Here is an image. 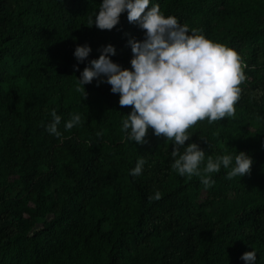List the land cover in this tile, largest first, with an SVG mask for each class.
<instances>
[{
  "label": "trees",
  "instance_id": "16d2710c",
  "mask_svg": "<svg viewBox=\"0 0 264 264\" xmlns=\"http://www.w3.org/2000/svg\"><path fill=\"white\" fill-rule=\"evenodd\" d=\"M223 1L150 0L149 7L158 4L165 18L233 49L246 65L235 115L198 122L185 147L205 151L201 170L220 142L245 153L254 191L234 188L226 178L231 168L211 174L207 189L198 176H180L171 167L172 141L151 128L145 143L128 140L121 129L131 106L121 107L109 84L83 85V99L78 79L105 46L114 47V63L131 70L128 40L142 41L144 32L127 12L109 31L88 27L102 0H0V264H246L241 256L252 250L259 264L264 126H247L264 119V75L255 76L264 55V0L249 1L256 12L247 19L216 24L211 14ZM212 28L216 38L208 37ZM84 45L91 52L77 61L75 48ZM52 110L61 116L60 137L46 131ZM74 114L81 123L66 130ZM140 158L142 174L133 177ZM190 190H206L209 205L234 208L195 212L184 199Z\"/></svg>",
  "mask_w": 264,
  "mask_h": 264
},
{
  "label": "clouds",
  "instance_id": "9594fccd",
  "mask_svg": "<svg viewBox=\"0 0 264 264\" xmlns=\"http://www.w3.org/2000/svg\"><path fill=\"white\" fill-rule=\"evenodd\" d=\"M149 5L150 0H102L94 19L89 17L88 27L94 23L99 30L110 31L119 23L121 14L127 12L128 22L143 30L144 39L128 40L132 52L131 70L114 63L110 59L115 55L114 47L105 46L99 57L91 60L90 66L81 72L77 90L83 92L84 99L83 85L93 80H97V86L109 84L111 92L119 94V105L132 109L121 129L127 133V139L143 144L151 128L157 137L172 141V169L182 177H200L205 189L215 183L211 174L219 173L222 167L231 166L227 179L250 174L252 160L243 152L235 155L234 166L232 155L215 159L208 156L201 170L199 166L205 160V151L196 143L185 147L191 137L188 129L198 122L207 119L211 124L235 115V104L242 91L240 85L246 80L243 72L246 65L233 49L197 35L195 30L189 34L187 25L180 24L176 17L165 18L158 4ZM90 52L87 45L77 46L74 57L83 61ZM51 116L52 122L46 131L60 137L61 116L55 110ZM80 123L81 116L74 114L65 123V129L71 130ZM145 163L140 158L130 174L141 175ZM156 198L159 199V193ZM241 259L246 264H254L256 252H245Z\"/></svg>",
  "mask_w": 264,
  "mask_h": 264
},
{
  "label": "rangeland",
  "instance_id": "374dc122",
  "mask_svg": "<svg viewBox=\"0 0 264 264\" xmlns=\"http://www.w3.org/2000/svg\"><path fill=\"white\" fill-rule=\"evenodd\" d=\"M249 1L253 0H241L240 3L236 4L231 2L230 0H224L221 4L216 6L211 14V18L216 24L224 23V22H239L247 19L249 16L253 15L256 10L251 6ZM217 29L212 28L208 34L209 38H216ZM242 60V59H241ZM243 61V60H242ZM264 75V55L260 58L258 66L255 68V76L260 77ZM259 124L264 126V119L252 122L247 126V130L252 132L254 130L253 125ZM222 155H232L233 156V166L235 163V155L232 153L230 145H226L225 143H218L216 150H214L209 156L215 159L218 156ZM207 159L203 163L204 167L206 166ZM231 168V166H230ZM251 175L247 174L242 177H234L232 179H227L232 181L234 188L237 189L238 186L246 187L249 191L258 190V185L256 183L250 182L249 177ZM258 176V175H257ZM242 180V181H241ZM251 180V179H250ZM247 181L250 185H248ZM252 181V180H251ZM185 200L189 201L190 206L195 212H203L208 216H215L218 213H223L228 211L231 208H234L232 204H215L209 205L210 198L208 196V192L206 190H190L184 196ZM132 261L135 263H140L142 261V257L140 254H132ZM259 264H264V257L258 261Z\"/></svg>",
  "mask_w": 264,
  "mask_h": 264
}]
</instances>
